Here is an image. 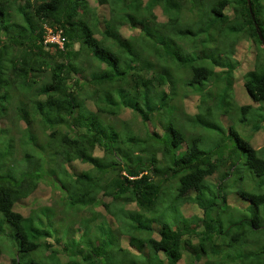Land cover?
Here are the masks:
<instances>
[{
	"label": "trees",
	"instance_id": "trees-1",
	"mask_svg": "<svg viewBox=\"0 0 264 264\" xmlns=\"http://www.w3.org/2000/svg\"><path fill=\"white\" fill-rule=\"evenodd\" d=\"M250 6L264 38V4L250 0ZM44 26L60 29V47L42 42ZM243 40L248 44L241 55L236 44ZM250 59L254 69L246 72L244 86L251 101L264 100V52L246 0H0V119L10 109L21 120L14 141L20 159L11 155L13 138L0 125V143L12 140L2 152L0 145L1 153L10 152L0 160V224L8 225H0V235L15 249L9 262L264 264V238H257L264 190H237L249 218L224 227L216 215L229 174L239 177L241 166L264 174V107H238L242 119L248 111L256 114L253 131L263 138L259 149L232 127L234 141L218 137L202 148L199 136L181 130L179 103H173L178 87L173 71L181 60L187 76L182 83L200 98L193 125L212 123L211 106L226 112L222 100L233 71ZM64 144L72 146V159L54 148ZM40 156L44 167L38 169ZM174 177L173 202L198 210L192 222L179 212L180 219L174 215L170 222L149 213L162 185ZM39 183L62 191L77 208L100 205L108 223L98 226L95 216L94 226L105 232L94 238L102 241L83 251L82 241L74 239L87 238L89 228H80L93 214L80 219L75 236L79 220L62 234L59 223L51 222L50 205L25 215L13 208ZM247 229L252 238H244Z\"/></svg>",
	"mask_w": 264,
	"mask_h": 264
},
{
	"label": "rangeland",
	"instance_id": "rangeland-1",
	"mask_svg": "<svg viewBox=\"0 0 264 264\" xmlns=\"http://www.w3.org/2000/svg\"><path fill=\"white\" fill-rule=\"evenodd\" d=\"M262 4H264V0H261ZM108 18H106L107 20ZM264 20V16H263ZM247 41H242L236 44V52L238 54H243L244 51L247 49ZM239 56V55H238ZM249 56V54H248ZM220 61V60H219ZM263 61V59H262ZM181 60L176 62V68L174 72V77L175 80L178 82V87L177 89L174 88L173 94L176 96L173 99V103L177 104V101L179 105L176 106V110L178 112V119L182 125L181 130L183 131L185 136H192L196 135L199 136V139L197 141V144L199 147L206 148L209 146H212L218 139V137H224V140L231 139V141H234L233 137L229 134V127H232L233 130L238 134L243 139H246L251 145L256 146V143L259 145L257 148L259 149L263 143V138L261 139V133L260 130L253 131V126L255 123V115L253 111H248L247 114L245 115V118L242 119L240 118V111L238 109L239 106L245 104V103H250L251 108H259V107H264V100L260 101H251L250 97L248 96V93L246 91V88L244 86V81L247 78V71L248 70H253L254 65H252L251 59L248 60V65L242 68L241 71L236 73V71H233V75L231 76V81L229 85V92H228V97L225 96L224 99L222 100V105L226 108V112L224 111L223 113H217L218 110H214L213 107L211 106L212 109H210V116H211V121L210 124H198L197 127L193 125V119L195 116H193L195 111H199V109H196L194 106L195 102L200 103V98L196 93H193L192 90L187 89L182 82L183 80L187 77L185 72L183 71V67L180 66ZM218 64H223L222 61L218 62ZM220 66V65H219ZM228 71V68H226ZM9 86V82L6 83ZM5 84V85H6ZM216 103V106L218 105L217 101L211 100ZM202 102V101H201ZM220 106V104H219ZM203 114V112H200ZM120 117H125L123 114ZM4 125L7 130L9 131V135L12 136L13 142L15 141V132L18 130V127L21 126V120L16 117V114L13 110L8 109V112L3 116L2 120L0 119V125ZM137 127L135 131H138L139 124L137 122ZM260 129H263L260 128ZM264 132V131H263ZM8 136V135H7ZM12 140L8 139L0 143L1 147V152L6 149L9 143H11ZM261 142V143H260ZM13 147L15 146V142L12 144ZM53 146V145H52ZM62 150V154L67 159V155H72V146L69 145H60V146H54V148ZM225 149V148H224ZM221 150V149H220ZM0 152V160L4 161L6 160L10 152L6 150L5 153ZM225 152V151H224ZM223 152V153H224ZM15 159H20L21 154H19V150L17 147L13 148V153L11 154ZM39 155V154H38ZM260 155V154H258ZM63 157V158H64ZM243 155L241 156V158ZM71 159L73 156L70 157ZM71 159L69 161H71ZM230 163V162H229ZM38 169L44 167V160L40 156L39 157V162L37 165ZM83 167H86L83 164ZM219 171L223 170V166H219ZM242 170L239 169V177H235V172L229 174V177L224 179L223 184L224 188L221 189V195L223 194L224 200L222 203L224 205L218 206L216 208V215H218L220 220L222 221L224 227L227 226L229 223L235 222L239 220L240 218L248 217L250 214V209L246 207L247 201L240 197L238 195V189L242 188L251 192H261L264 190V174L263 175H256L254 174L250 169H248L245 166H241ZM68 169V168H66ZM244 171V172H243ZM215 177V176H213ZM220 180V179H219ZM218 180V181H219ZM177 185V177H174L168 181H166L162 185V189L159 195V199L157 203L154 206V210L149 212L153 216L158 217L159 221L160 220H166L167 222L169 221V218L172 216H176V218H179L178 212L182 216V218L186 219L187 222H192L194 219L193 217H198V210H196L191 204H187L186 202H183L181 204H177L173 202V195L175 191V186ZM62 191H57V190H49L45 184L39 183L37 187L35 188L34 191L30 193L29 196L26 198L21 199V205L19 204H14L13 208L18 209L23 215L27 214L31 208V212L33 211L34 214L39 212L40 207L38 205L45 204V205H50L51 207H47L49 211L51 212L53 209V217L54 219L51 220V222L56 224V222L59 223V226L57 228L61 229V233L64 234L66 231L65 229L71 226L72 221H78V223L74 224V227L76 226H81L82 223L80 219L85 218L87 219L88 217H93L88 218L87 220L89 221L87 224H84V226H81V229L84 228H89V230H86V237L87 238H74L75 240H81L82 244L79 245V247L85 251L89 250L90 247H92L96 242H101L102 239L100 238H94L95 234H101L105 232V227L96 228L94 226V222L97 220L95 219V216L100 217V223L98 222V226L101 225L102 223H108L107 216L103 215L102 211L100 210L101 207L100 205L96 206L95 202H88L89 207L88 208H81L80 204H77L79 208L75 207L74 205H70V198L68 200L66 199L65 195ZM81 194L78 193V196L75 198H80ZM65 197V199H64ZM62 198L64 201H61ZM57 203V204H56ZM59 205V206H57ZM109 211V209H106ZM111 211V210H110ZM93 214V216H92ZM108 215V214H107ZM112 215V214H110ZM126 218V217H125ZM249 218V217H248ZM180 219V218H179ZM264 220H262L260 229H257V238H264V228H262ZM2 228L8 229V225L5 223L4 225L0 224ZM156 225V223L153 224ZM97 226V227H98ZM77 229V228H76ZM79 229L75 230L74 235L77 236V233L80 231ZM248 233L244 236V238H252V235L254 234L253 231L248 230ZM66 238H64L65 240ZM119 245L123 246V238H119ZM0 246H1V252H0V264H11L9 261V253H14L15 254V249L11 248L12 242L10 238H3L0 235ZM255 243H252L250 247L255 248ZM38 249H41V251L44 249L42 245V239H40V243L38 246ZM37 249V250H38ZM35 250H31L28 252H24L21 254V256H29V253L31 252H36ZM14 251V252H13ZM120 253L121 251H114V253ZM66 257V256H65ZM64 257V258H65ZM264 258V255L261 256V258ZM69 258V260L67 259ZM67 259V260H66ZM250 259V258H249ZM66 262L70 261V257L67 256L65 258ZM63 260V262L65 261ZM41 262H44L42 259L40 260ZM45 264H50L46 263ZM264 262V261H262ZM178 264H182L181 261L178 262Z\"/></svg>",
	"mask_w": 264,
	"mask_h": 264
},
{
	"label": "built area",
	"instance_id": "built-area-1",
	"mask_svg": "<svg viewBox=\"0 0 264 264\" xmlns=\"http://www.w3.org/2000/svg\"><path fill=\"white\" fill-rule=\"evenodd\" d=\"M63 41V35L60 30L53 31L52 29L45 27V33L43 35V42H56L60 47Z\"/></svg>",
	"mask_w": 264,
	"mask_h": 264
},
{
	"label": "water",
	"instance_id": "water-1",
	"mask_svg": "<svg viewBox=\"0 0 264 264\" xmlns=\"http://www.w3.org/2000/svg\"><path fill=\"white\" fill-rule=\"evenodd\" d=\"M246 3H247V8H248V11H249L250 17H251V19H252V21H253L254 29H255V31H256V34H257L258 39H259L260 42H261V46H262V48H263V52H264V38L262 37L260 30L258 29V25H257V23L254 21L253 12L251 11V6H250V0H246Z\"/></svg>",
	"mask_w": 264,
	"mask_h": 264
},
{
	"label": "clouds",
	"instance_id": "clouds-1",
	"mask_svg": "<svg viewBox=\"0 0 264 264\" xmlns=\"http://www.w3.org/2000/svg\"><path fill=\"white\" fill-rule=\"evenodd\" d=\"M45 27H48V26H44V32H43V35H44V33H45ZM48 28H50V29H52L51 27H48ZM53 31H56V30H60V29H52ZM43 35H42V42H43ZM43 43H47V42H43ZM56 43V42H55ZM57 44V43H56Z\"/></svg>",
	"mask_w": 264,
	"mask_h": 264
}]
</instances>
